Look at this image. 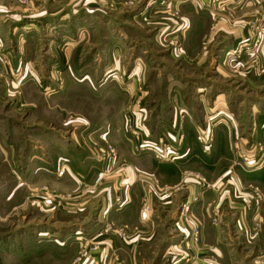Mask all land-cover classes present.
<instances>
[{"label":"rangeland","instance_id":"1","mask_svg":"<svg viewBox=\"0 0 264 264\" xmlns=\"http://www.w3.org/2000/svg\"><path fill=\"white\" fill-rule=\"evenodd\" d=\"M221 1L206 4L235 19ZM252 2L247 36L228 46L177 1L0 0V264H264V17ZM76 143L108 165L101 183L42 173ZM124 163L139 169L132 209L118 203Z\"/></svg>","mask_w":264,"mask_h":264},{"label":"crops","instance_id":"2","mask_svg":"<svg viewBox=\"0 0 264 264\" xmlns=\"http://www.w3.org/2000/svg\"><path fill=\"white\" fill-rule=\"evenodd\" d=\"M166 1L168 2L169 0H166ZM170 1L172 2L177 1L178 8L182 10L184 17H187V16L190 17L191 15V18H196L198 20V22L201 24L200 26L201 29L199 32L200 36L202 35L204 37H207L212 42L217 41L219 44L228 45V46L235 45L239 39L245 38L247 36V27H245V22L250 19H253V15H254V18L256 17V15L253 14V8L257 7V5H255L254 3L255 1L252 2L253 0H250L251 2L244 1V3L241 2L242 0L240 1L241 3L240 2L236 3L235 0H222L220 3L222 7H226L227 9H229V11H235V19L232 18L231 21L228 18H230L233 15L227 17L223 11L218 10L219 7L218 8L216 7V9L212 10L211 6H208L206 4L207 0H205V3L203 2V0H196L197 2H195V0H170ZM259 3H262V4L261 6H259L257 10H259V12H262L261 14L264 17V0H261V1L259 0ZM213 22L215 24H213ZM211 24H213V28L210 30L209 27ZM80 136L81 134L79 135L78 133L77 137L80 138ZM217 136L219 135H216V137ZM251 136H252V133H251ZM188 138L190 137L188 136ZM77 142H78V139H77ZM191 142H192L191 139H188V140L186 139L184 145L183 144L181 145L179 152L174 157L176 161L172 165L177 166V167L179 166L180 169L184 168V166L181 164H185L187 162L188 157H189V152L193 148H195V147L191 148ZM252 142H253V139H252ZM234 143H236L235 145H238L239 142L236 141ZM193 144L194 143L192 142V145ZM51 145H54L55 148ZM75 145H76L74 146L75 148H72V147L64 148L63 155L58 156V158L56 159L57 160L56 163H54L55 161L53 159H52L53 163L51 164H49L48 161H45L44 171L46 172H42V173H44L46 177H49V176L53 177L57 175L56 180L60 179L61 177L62 178L66 177L67 175H71L72 185H82V184L84 185L85 183H91V182L93 183V182H97L98 180H100L99 182L101 183L102 181L101 178L103 179V172L108 167V165L102 164V161H100L99 159L97 161L93 157L88 155L80 147L78 143H76ZM195 145L197 144L195 143ZM240 145L242 146L241 143ZM48 146L60 152V148H56L54 142H50ZM242 152L245 153L247 152V150H242ZM207 154L208 153H205L204 156L200 154L195 155V156L199 160H205L206 158H208ZM210 154L211 153H209V155ZM202 157L204 159H202ZM136 159L144 160V157L142 158V156H140V157H136ZM250 160L251 159L249 158L248 162H250ZM59 162L62 163V168H63L62 174L58 173L59 172L58 170ZM153 162L155 161H152V163ZM105 165H106V168H105ZM156 165H158V163H156ZM124 166L121 167V169L127 176V179H126L127 183L125 184V187L123 189V195L120 201H118V203H120L119 207L122 209L123 208L132 209L134 203H132L133 202L132 195H131L132 191L128 187L130 186L128 184H131V183H128V180L131 179L130 181L133 182L132 175H135V171L136 170L139 171V169L137 167H133L131 164L124 163ZM54 168L56 171V174L54 173L55 175L53 173H49V172H52ZM239 182L240 181L238 180L237 182L238 186L233 184L234 187L230 188V190H232L231 193L233 194V198L235 202H237L235 203L236 206L239 204V199L237 196L234 195L236 191L235 189L238 187L239 188L238 190L240 193V189L242 190V188H245L244 185L239 186ZM105 190L107 191L104 192V195H105L104 201H103L104 205L102 203L103 209L106 211L112 212L113 205L116 202V198H114L115 191H112L110 187ZM205 196H207V194ZM220 201L223 202L222 199H220ZM115 210H120V209L116 208Z\"/></svg>","mask_w":264,"mask_h":264},{"label":"built area","instance_id":"3","mask_svg":"<svg viewBox=\"0 0 264 264\" xmlns=\"http://www.w3.org/2000/svg\"><path fill=\"white\" fill-rule=\"evenodd\" d=\"M238 52H241V49L239 48L238 49ZM177 135H178V133H177ZM199 139L200 140H202V137L201 136H199ZM143 145H140V147H142ZM152 148H154L155 150H157V152H158V154L160 155L159 157H165V155H163V153H164V151L163 150H161V148L159 149V148H157V147H153V146H151ZM110 149V151H108V156L110 155V154H112V155H116L115 153H114V151L113 150H111V148H109ZM166 150H168L167 152H165V154L166 155H168V154H170V150L167 148ZM171 155V154H170ZM158 156V155H157ZM58 173H61L62 174V172L61 171H59ZM140 215H141V218L142 219H145L146 217H147V213H146V211L145 210H142L141 212H140ZM119 234L122 236V238H126L127 237V235H126V231L125 230H123V228H120L119 229Z\"/></svg>","mask_w":264,"mask_h":264}]
</instances>
